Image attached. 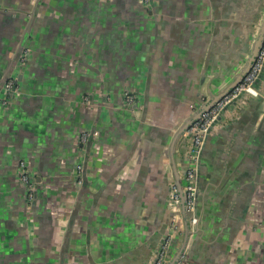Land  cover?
<instances>
[{"label":"crops","instance_id":"obj_1","mask_svg":"<svg viewBox=\"0 0 264 264\" xmlns=\"http://www.w3.org/2000/svg\"><path fill=\"white\" fill-rule=\"evenodd\" d=\"M263 1L0 0V264H149L181 214L169 187L189 143L176 133L238 79ZM11 74L23 93L5 105ZM126 89L142 93L141 111L123 105ZM263 111L257 99L230 106L208 139L190 264H264ZM21 158L39 180L30 204Z\"/></svg>","mask_w":264,"mask_h":264},{"label":"built area","instance_id":"obj_2","mask_svg":"<svg viewBox=\"0 0 264 264\" xmlns=\"http://www.w3.org/2000/svg\"><path fill=\"white\" fill-rule=\"evenodd\" d=\"M146 5H150V0H142ZM31 49L29 46H23L17 67L22 68L30 59ZM264 75V39L260 51L255 58L249 71L243 79L233 87L229 92L223 95L218 101L204 111L201 116L196 119L184 132L183 136L189 140L187 151V161L182 175L183 189L186 193V208L189 213L191 224L197 222V191H198V165L200 160L201 149L204 141L216 121L223 115L224 111L235 101H241L247 95H259V80ZM17 74H11L3 84L2 103L7 105L14 97L22 94ZM106 99L111 100L112 96L106 93ZM86 101H92V96L84 95L82 97ZM123 104L125 107L133 111H139L141 105V94L138 91L126 89L122 92ZM195 106L194 108H196ZM95 130L84 127L80 133V144L83 148L86 147L88 141L95 134ZM84 163L79 162L76 167L77 184L83 182ZM17 181L23 186L24 194L27 203H31L36 198L38 180L36 174L30 169L26 158L19 160L17 171ZM169 201L172 205L180 207L181 193L175 182L171 184ZM182 216L181 214L174 216L169 224V229L164 240L155 250V256L152 259V264H168L170 260V249L174 236L178 232H182ZM174 264H190L187 261L186 250L182 251Z\"/></svg>","mask_w":264,"mask_h":264},{"label":"water","instance_id":"obj_3","mask_svg":"<svg viewBox=\"0 0 264 264\" xmlns=\"http://www.w3.org/2000/svg\"><path fill=\"white\" fill-rule=\"evenodd\" d=\"M263 8H264V1H263ZM252 33H253V37L251 40V53L249 55V57L247 58V61L245 63V65L242 67L239 75H238V79L235 80L234 83H232L231 85H229L228 87H226L222 93L216 98L213 99L212 101H209L206 104H202L201 106L198 107V109L195 111V113L189 118V120H187L184 125L179 129V131H177V136L178 135H182L183 132L196 120L198 119L201 114L208 110L210 107H212L217 101L218 99H220L223 95H225L227 92H229L233 87H235L245 76V74L249 71L250 67L252 66L255 58L257 57L260 48L262 46L263 43V39H264V13L263 15L254 20V22L252 23ZM22 45L18 50L17 56H16V63H15V67H17V60L19 58L20 52L22 50ZM9 77V75H8ZM5 77L4 81L2 84H4L5 80L8 78ZM264 81V75L262 76V78L259 80V91L260 94L259 95H247L246 97H244L241 101H235L233 102V104L231 106H234L238 103H247L250 99H257L259 101H261V103H264V91L261 88V83ZM130 90H134V89H130ZM136 91V90H135ZM139 92V91H138ZM140 93V92H139ZM142 94V93H140ZM122 96V95H121ZM142 97V95H141ZM93 99V98H92ZM124 105V104H123ZM230 106L224 111L223 115L216 121V123L212 126L211 130L209 131L204 144L202 146L201 149V154H200V160H199V165H198V191H197V201H196V207H197V222L195 224H191L190 220H189V213L187 211L186 208V193L183 189V183L181 181V177L182 174L178 173L179 171L176 169V179L172 182H175L176 185L179 187V191L181 193V201H180V209H181V214H182V232L184 233L183 236V240H182V245L179 248L178 252L174 255H171L170 252V260L168 264H174L176 259L178 258V256L180 255V253L184 250H186L187 252V261L190 262V254H191V249H192V245L194 242V239L197 237V234L199 233V230L201 229V224H202V212H201V200H202V187H201V168H202V161H203V155L205 154V149H206V144L208 142L209 137L214 134V132L217 130L218 125H220V123L222 122L223 117L226 115V113L228 112ZM143 109V105H142V99H141V105H140V110L141 111ZM264 113V111H263ZM186 143H189L188 139H185ZM91 145V139L88 141L87 143V147L90 148ZM86 174V169H85V165L83 168V182L80 184V186H84L85 183L87 182V178L85 177ZM38 180V179H37ZM170 183V187H169V195H170V190H171V184ZM84 183V184H83ZM38 184H39V180H38ZM22 186V185H21ZM39 186V185H38ZM170 202V201H169ZM171 222V221H170ZM167 225V231L169 229V224ZM166 231V233H167ZM166 233L160 238L158 245H156L150 255V261L149 264H152V259L155 256V250L156 248L159 246V244L164 240ZM179 234L176 233V235L174 236V239L178 236ZM173 239V241H174ZM173 243V242H172Z\"/></svg>","mask_w":264,"mask_h":264},{"label":"flooded vegetation","instance_id":"obj_4","mask_svg":"<svg viewBox=\"0 0 264 264\" xmlns=\"http://www.w3.org/2000/svg\"><path fill=\"white\" fill-rule=\"evenodd\" d=\"M183 172H184V169H183L182 173H183ZM182 173H181V174H182ZM182 175H183V174H182ZM181 179H182V177H181Z\"/></svg>","mask_w":264,"mask_h":264}]
</instances>
